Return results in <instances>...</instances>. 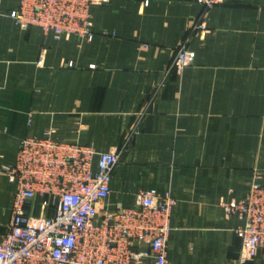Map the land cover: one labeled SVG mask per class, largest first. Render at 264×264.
<instances>
[{"label": "crops", "instance_id": "crops-1", "mask_svg": "<svg viewBox=\"0 0 264 264\" xmlns=\"http://www.w3.org/2000/svg\"><path fill=\"white\" fill-rule=\"evenodd\" d=\"M144 1L93 7L94 38L86 41L23 30L9 17L21 0H0V233L16 191L4 167L16 163L21 139L51 131L109 152L137 126L96 221L155 188L177 200L168 264H264V248L240 262L244 222L221 206L255 181L264 185V0L210 9L189 43L194 63L167 78L204 7Z\"/></svg>", "mask_w": 264, "mask_h": 264}, {"label": "built area", "instance_id": "built-area-1", "mask_svg": "<svg viewBox=\"0 0 264 264\" xmlns=\"http://www.w3.org/2000/svg\"><path fill=\"white\" fill-rule=\"evenodd\" d=\"M110 1L21 0L9 17L23 30L38 26L56 39L73 35L92 41V8ZM195 1L204 7L203 13L178 47L166 78L173 72L181 75L194 63L191 37L206 29L208 11L223 3ZM137 132L135 126L130 136ZM130 136L109 152L66 143L51 131L21 139L16 163L4 167L16 191L12 219L0 233V264H168L171 219L177 205L170 193L155 188L142 191L136 206L120 205L96 221L97 203L111 193L112 175ZM221 206L228 216L244 222L236 234L242 241L240 262L246 263L264 248V185L255 181L242 199L222 201Z\"/></svg>", "mask_w": 264, "mask_h": 264}]
</instances>
